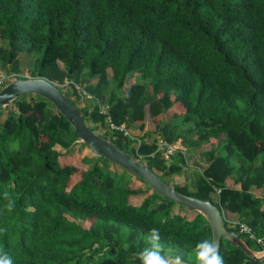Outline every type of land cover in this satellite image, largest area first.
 <instances>
[{
  "label": "trees",
  "instance_id": "obj_1",
  "mask_svg": "<svg viewBox=\"0 0 264 264\" xmlns=\"http://www.w3.org/2000/svg\"><path fill=\"white\" fill-rule=\"evenodd\" d=\"M20 54L30 77L84 97L86 123L115 147L264 236V0H0V70L20 76ZM175 103L184 111L161 118ZM15 104L0 108V251L14 264H140L154 227L165 253L197 264L203 216L172 214L175 202L78 142L44 97ZM159 143L181 147L166 158ZM82 146L88 167L60 162ZM193 150V174L175 179ZM219 250L224 264H264L224 238Z\"/></svg>",
  "mask_w": 264,
  "mask_h": 264
},
{
  "label": "water",
  "instance_id": "obj_2",
  "mask_svg": "<svg viewBox=\"0 0 264 264\" xmlns=\"http://www.w3.org/2000/svg\"><path fill=\"white\" fill-rule=\"evenodd\" d=\"M57 86L58 84L42 77L12 76L5 85L0 87V108L6 106L16 108L15 100L21 95L34 94L44 97L54 105L56 112L69 121L78 140L86 144L93 152L140 177L157 194L203 216L211 228V240H214L219 248L221 239L224 238L238 246L251 259L264 260V250L250 247L238 233L224 227L223 214L218 207L208 200H200L178 192L172 181L165 182L145 162L115 147L109 138L100 135L97 129L86 123L82 112ZM183 264L194 263L183 261Z\"/></svg>",
  "mask_w": 264,
  "mask_h": 264
},
{
  "label": "clouds",
  "instance_id": "obj_3",
  "mask_svg": "<svg viewBox=\"0 0 264 264\" xmlns=\"http://www.w3.org/2000/svg\"><path fill=\"white\" fill-rule=\"evenodd\" d=\"M4 196L8 200L6 208L12 211L15 207V201L8 197L7 192ZM2 231L4 230L0 229V232ZM147 239L149 242L148 246L135 254L140 264H183V257L165 253L164 246L161 243L159 228H151ZM195 255L197 264H224V258L220 253L219 245L211 239L199 241L196 244ZM0 264H14V260L7 252L0 251Z\"/></svg>",
  "mask_w": 264,
  "mask_h": 264
},
{
  "label": "rangeland",
  "instance_id": "obj_4",
  "mask_svg": "<svg viewBox=\"0 0 264 264\" xmlns=\"http://www.w3.org/2000/svg\"><path fill=\"white\" fill-rule=\"evenodd\" d=\"M20 69H21V72H20V76L22 77H30L29 75V68L32 66V61H33V57L31 56H28V55H25V54H20ZM6 76H10V75H7L5 74V72L1 71L0 70V79L1 78H5ZM11 77V76H10ZM59 86H62L60 84H58ZM129 85V82L126 83L125 87L124 88H127ZM70 99L71 101L75 104V106L82 112V113H86V111L88 110L87 107V101L84 99V97L82 98H75L74 96H70ZM184 111V108L182 107V105L180 103H175L170 109H168L166 111V113L164 114L163 117L161 118H170L171 116H173L174 114H180ZM5 113V112H3ZM5 114H3L4 116ZM1 118H2V115H1ZM0 118V120H1ZM145 123H146V127H145V130H150V132H152V130H154V126L153 124L151 123V119L150 117L145 119ZM90 125L92 126V124L90 123ZM144 131H136L135 132V135L137 136H143L144 134ZM153 137L155 138V135L154 133H152L151 137L149 138V140H152ZM212 144L210 145H206V146H202L203 149H200V150H206V149H209L211 147ZM181 147L180 144L178 143V145H176V147ZM83 149H77V147H74L71 151V153L69 155L66 154V156L63 154L61 155L60 157V162L63 163V162H67V163H70L74 166H80V167H83V168H86L88 167V165H84L81 161L82 157L85 156L86 154H90L91 152L88 150V149H85L86 147H83ZM200 150H193V151H190L189 152V156H187V166L185 167L184 171L185 173H183L181 176H178L177 175V179L178 180H182L183 178H185L187 175H191L193 174V169L196 168V164H199V151ZM115 168V167H113ZM116 170L120 171L121 168L118 167V168H115ZM174 177V176H172ZM170 177H165L164 180L165 181H169ZM144 184H142L143 186ZM133 187H135V185L133 184L132 185ZM145 186V185H144ZM145 188V187H143ZM184 208V207H183ZM191 210V209H190ZM185 211V209H184ZM180 212V211H179ZM186 212V211H185ZM188 212V211H187ZM193 216H195V212L194 211H189V214L187 215V218L188 219H192ZM189 259L190 260H196V255H195V252L189 254ZM197 261V260H196Z\"/></svg>",
  "mask_w": 264,
  "mask_h": 264
},
{
  "label": "built area",
  "instance_id": "obj_5",
  "mask_svg": "<svg viewBox=\"0 0 264 264\" xmlns=\"http://www.w3.org/2000/svg\"><path fill=\"white\" fill-rule=\"evenodd\" d=\"M11 76V75H10ZM6 76L5 78L0 79V87L5 85L9 79L13 76ZM159 148L162 149L163 155L168 158L169 155L173 153L176 146L173 145H164L162 143H159ZM223 221L226 222L227 227L229 230H233L242 237H246L249 240H252L254 242L256 249L258 250H264V236L258 237L256 234L252 231V229L244 222H241L237 219L229 218L228 216H225L223 214Z\"/></svg>",
  "mask_w": 264,
  "mask_h": 264
},
{
  "label": "crops",
  "instance_id": "obj_6",
  "mask_svg": "<svg viewBox=\"0 0 264 264\" xmlns=\"http://www.w3.org/2000/svg\"><path fill=\"white\" fill-rule=\"evenodd\" d=\"M150 117V119H151V116H150V114L147 112L146 113V119L147 118H149ZM133 134H135V131H134V133ZM78 142H81V141H79L78 140ZM118 166V165H117ZM175 179H177V176L175 177ZM132 183V185L134 184L135 185V187L134 188H141V189H146V185H145V183L144 182H141V181H138V180H136L135 178H133V181L131 182ZM142 184H144L143 186H142ZM133 187V186H132ZM143 187H145V188H143ZM142 198H140V196L139 195H131L130 196V198H129V200H130V203H132V204H135V205H137V204H139L140 203V200H141ZM184 206H181V205H179V204H176L173 208H172V214H179V215H181V216H184L186 219H188L187 218V215L189 214V211H191V210H189L188 208H186V207H184ZM184 209H185V211H184ZM180 211V212H179ZM188 211V212H187ZM227 216V215H226ZM228 217L229 218H232V219H237L236 218V214H234V213H232V214H228ZM193 218H194V216H193ZM189 220H191V219H189Z\"/></svg>",
  "mask_w": 264,
  "mask_h": 264
}]
</instances>
